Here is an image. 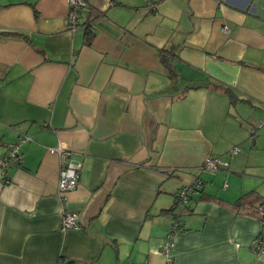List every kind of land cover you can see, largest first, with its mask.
<instances>
[{"label":"crops","instance_id":"1","mask_svg":"<svg viewBox=\"0 0 264 264\" xmlns=\"http://www.w3.org/2000/svg\"><path fill=\"white\" fill-rule=\"evenodd\" d=\"M86 3L70 33L66 0H0V157L21 154L0 169V264H166L172 215L171 264H264V0ZM57 146L80 167L63 202Z\"/></svg>","mask_w":264,"mask_h":264},{"label":"built area","instance_id":"2","mask_svg":"<svg viewBox=\"0 0 264 264\" xmlns=\"http://www.w3.org/2000/svg\"><path fill=\"white\" fill-rule=\"evenodd\" d=\"M67 3V28L68 32L73 33L75 29L81 24V20H84L83 11L87 6L86 0H66ZM85 23V22H84ZM84 28L87 27V24H84ZM88 30L93 31V26H89ZM19 141L21 143L30 141L29 137L22 136ZM18 144H10L7 147V151L4 156L0 157V169L4 171L10 165H18L21 161V154L19 152ZM47 152L56 154L58 158V177L56 185V193L60 198V201H64V196L66 193L74 190L78 184L79 171L80 167L73 164L70 159V153L62 148L57 146L54 148H45ZM238 151L237 147L232 148L229 153L236 155ZM202 170L207 171L210 174H213L217 170L225 169L227 166L226 162H223L219 157L216 156H207L203 159L201 165ZM201 187L200 180L196 179L188 187H181L177 190L175 195L176 203L186 204L189 201V198L192 194L198 193L197 191ZM255 213L258 215V226L259 231L253 241L252 250L256 253H261L264 251V198L261 199V202L255 208ZM77 215L75 213H70L61 209V230H80V223L77 221ZM182 221L181 216H173L170 221V235L167 238V244L163 248V255L166 257V264H171V256L169 254L170 247L172 242L170 237L172 234L178 232L180 227V222Z\"/></svg>","mask_w":264,"mask_h":264},{"label":"trees","instance_id":"3","mask_svg":"<svg viewBox=\"0 0 264 264\" xmlns=\"http://www.w3.org/2000/svg\"><path fill=\"white\" fill-rule=\"evenodd\" d=\"M84 24H87V27L85 28V35L84 36H86V42L90 43V41H91V39L93 37V34H94V29H93V31L88 30V27L92 25V23L88 19H86V22ZM159 55H160L159 57L161 58L162 63L165 65L166 70H168L169 79L171 81L173 80L176 83H178L179 81L177 79V75L174 72V70L171 69V67H170V63H169L170 62V57H169L170 56V52H168V51L165 52L164 50H160L159 51ZM181 92H183V90ZM250 198L251 197H249L246 194L242 195L241 197H239V200L237 201L236 205L239 206L241 203H245V204L249 203V204H251L252 199H250ZM170 211H172V210H170ZM171 217H173V215Z\"/></svg>","mask_w":264,"mask_h":264}]
</instances>
